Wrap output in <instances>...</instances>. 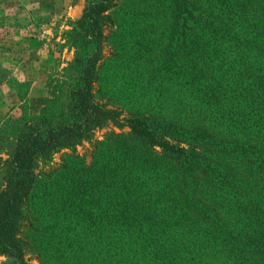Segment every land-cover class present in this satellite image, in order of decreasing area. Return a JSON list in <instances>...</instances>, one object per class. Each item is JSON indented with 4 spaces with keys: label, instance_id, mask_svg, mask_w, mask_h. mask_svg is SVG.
Returning <instances> with one entry per match:
<instances>
[{
    "label": "rangeland",
    "instance_id": "rangeland-1",
    "mask_svg": "<svg viewBox=\"0 0 264 264\" xmlns=\"http://www.w3.org/2000/svg\"><path fill=\"white\" fill-rule=\"evenodd\" d=\"M93 1L0 0L2 159L26 126L68 119L72 29ZM104 14L93 93L120 115L36 162L24 261L264 264V0H115Z\"/></svg>",
    "mask_w": 264,
    "mask_h": 264
},
{
    "label": "trees",
    "instance_id": "trees-1",
    "mask_svg": "<svg viewBox=\"0 0 264 264\" xmlns=\"http://www.w3.org/2000/svg\"><path fill=\"white\" fill-rule=\"evenodd\" d=\"M114 1L90 2L84 7L72 29L75 32L73 41L79 43L81 52L76 56L75 63L79 69L70 91L68 119L44 128L38 124L26 126L17 136L10 158L2 159L0 156V253L5 255L11 264H26L19 231L24 201L35 182L36 162L49 160L54 153L62 149L73 148L84 141H90L97 128H102L110 122L115 123L120 115L116 109L96 100L93 93L97 62L102 57V34L106 18L104 12L114 4ZM211 45L217 47L222 44L218 45L213 39ZM225 46L230 49L233 43ZM258 51L261 53L264 47ZM132 127L151 145L176 151L162 134H156L151 128H139L136 123H133ZM176 127L182 129L179 135H190L186 123L176 124ZM192 135L205 140L203 134L194 132Z\"/></svg>",
    "mask_w": 264,
    "mask_h": 264
}]
</instances>
